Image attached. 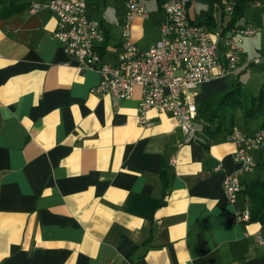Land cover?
<instances>
[{
  "label": "crops",
  "instance_id": "obj_1",
  "mask_svg": "<svg viewBox=\"0 0 264 264\" xmlns=\"http://www.w3.org/2000/svg\"><path fill=\"white\" fill-rule=\"evenodd\" d=\"M165 1L138 0L148 13L131 25L138 49L159 40ZM233 1L213 6L221 66L225 38L239 24L264 21V0H246L229 26ZM30 2L0 0V264H264L255 240L264 221L241 222L247 198L240 191L231 203L224 195V175L239 168L228 129L205 145L199 120L190 140L168 113L148 109V124H139L140 89L116 104L98 96L99 73L65 53L54 14L31 13ZM86 8L103 35L102 61L117 65L124 0H86ZM203 10L193 0L189 19ZM261 31L242 38L231 81L232 73L193 90L197 107L264 59L249 58L244 44ZM257 171L238 175L241 188L264 174Z\"/></svg>",
  "mask_w": 264,
  "mask_h": 264
},
{
  "label": "built area",
  "instance_id": "obj_2",
  "mask_svg": "<svg viewBox=\"0 0 264 264\" xmlns=\"http://www.w3.org/2000/svg\"><path fill=\"white\" fill-rule=\"evenodd\" d=\"M188 2L166 0L162 5L165 19L159 24V40L148 49L140 50L132 41L131 25L136 17L145 18L148 13L138 0H124L122 52L115 66L102 61L97 44L103 41V35L98 23L87 13L86 0H47L44 3L31 0L29 11L47 9L54 14L57 21L54 37L62 44L65 53L79 66L99 73L100 80L93 88L98 96H109L116 104L118 100L130 98L134 88L138 87L141 92L139 124H148L145 117L148 109L168 113L177 119L183 134L190 140L196 133L197 106L193 90L203 82L234 72L242 38L264 29V21L258 25L249 23L237 27L225 38V65L221 66L214 34L204 26L190 22ZM255 6H259L258 2ZM226 138L236 144L233 158L239 164L236 171L226 173L223 178L226 200L234 203L241 191L238 175L253 171L257 156L264 159V129L245 132L233 126ZM237 216L241 222H248V208L239 210ZM255 240L264 247V233H257Z\"/></svg>",
  "mask_w": 264,
  "mask_h": 264
},
{
  "label": "trees",
  "instance_id": "obj_3",
  "mask_svg": "<svg viewBox=\"0 0 264 264\" xmlns=\"http://www.w3.org/2000/svg\"><path fill=\"white\" fill-rule=\"evenodd\" d=\"M192 1L193 0H189L187 4V14ZM219 1L220 0H199V2L206 4V10L199 13L198 20L191 21L189 19L190 22L204 26L210 31L214 25L213 6ZM232 5L233 8L230 13V21L228 22L229 26L234 25L241 18L247 4L246 0H234ZM242 26L244 25L239 24L238 27ZM254 64H260V60L256 63L252 62L249 66ZM244 95L245 90L241 81L238 78H235L231 82L229 88L219 93L211 94L199 103L195 122L199 120V124L201 125L200 131L202 132L203 143L205 145H207V142L210 139L217 136L223 130L227 117H230V127L225 126V129H228L227 134L230 132L234 125L233 116L235 112L242 107V97ZM242 117L246 128L250 124L264 118V84L260 86V90L257 94L252 95L249 98L247 107L242 110ZM260 127V129H264V123H262ZM257 166L264 169V159L259 160ZM163 179L166 183L167 178L166 175H164V172ZM241 192H243L248 200L250 208L249 222L264 221V179L256 178L249 183H246L244 187L241 188Z\"/></svg>",
  "mask_w": 264,
  "mask_h": 264
},
{
  "label": "rangeland",
  "instance_id": "obj_4",
  "mask_svg": "<svg viewBox=\"0 0 264 264\" xmlns=\"http://www.w3.org/2000/svg\"><path fill=\"white\" fill-rule=\"evenodd\" d=\"M260 11V10H258ZM249 8L246 10V15L249 14ZM244 44L247 47L249 53L248 56L249 58L253 57H264V31L258 32V41L257 42H251V39L249 37H246L244 39ZM249 44V45H248ZM260 64L258 65H251L247 70L242 72L239 76V80L241 81L242 86L244 87L245 90V95L242 97V107L238 109L234 116H233V122L235 125H237L238 128L240 129H248L253 125H260L264 123V118H261L259 121L250 124L247 128L244 125L243 122V117H242V110L245 109L248 105L249 98L252 95H255L259 92L260 86L264 84V59H261ZM254 61V60H253ZM255 62V61H254ZM234 73L232 72V75H230L227 79L228 81H231L235 77L233 75ZM225 126L229 127L230 126V117H227V120L225 122ZM225 126L223 129H225ZM248 176H254L256 177L259 172L257 171L255 174L252 172H244ZM261 179H264V174H261L259 176Z\"/></svg>",
  "mask_w": 264,
  "mask_h": 264
}]
</instances>
